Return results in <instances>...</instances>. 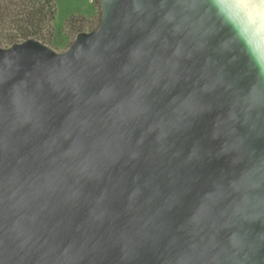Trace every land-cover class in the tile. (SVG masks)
<instances>
[{
	"label": "water",
	"instance_id": "95a60500",
	"mask_svg": "<svg viewBox=\"0 0 264 264\" xmlns=\"http://www.w3.org/2000/svg\"><path fill=\"white\" fill-rule=\"evenodd\" d=\"M100 8L0 45V264H264V3Z\"/></svg>",
	"mask_w": 264,
	"mask_h": 264
},
{
	"label": "trees",
	"instance_id": "16d2710c",
	"mask_svg": "<svg viewBox=\"0 0 264 264\" xmlns=\"http://www.w3.org/2000/svg\"><path fill=\"white\" fill-rule=\"evenodd\" d=\"M56 13L55 0H0V42L12 44L37 38L53 45L55 32L52 24ZM101 17L95 24L85 15H73L59 34L76 36L81 31L95 29L99 26Z\"/></svg>",
	"mask_w": 264,
	"mask_h": 264
},
{
	"label": "rangeland",
	"instance_id": "374dc122",
	"mask_svg": "<svg viewBox=\"0 0 264 264\" xmlns=\"http://www.w3.org/2000/svg\"><path fill=\"white\" fill-rule=\"evenodd\" d=\"M56 1V18L52 24L55 32V41L52 47L59 51H64L71 44L75 36L60 35L59 31L66 24L67 20L73 16L82 14L87 18L92 19L93 23L97 24L101 17V0H55ZM2 46H10L6 42H0Z\"/></svg>",
	"mask_w": 264,
	"mask_h": 264
},
{
	"label": "snow or ice",
	"instance_id": "6c2138e0",
	"mask_svg": "<svg viewBox=\"0 0 264 264\" xmlns=\"http://www.w3.org/2000/svg\"><path fill=\"white\" fill-rule=\"evenodd\" d=\"M262 3H264V0H262Z\"/></svg>",
	"mask_w": 264,
	"mask_h": 264
}]
</instances>
